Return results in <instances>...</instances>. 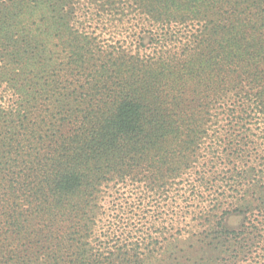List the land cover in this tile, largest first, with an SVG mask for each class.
<instances>
[{"label":"trees","instance_id":"obj_1","mask_svg":"<svg viewBox=\"0 0 264 264\" xmlns=\"http://www.w3.org/2000/svg\"><path fill=\"white\" fill-rule=\"evenodd\" d=\"M0 264H264V0H0Z\"/></svg>","mask_w":264,"mask_h":264},{"label":"rangeland","instance_id":"obj_2","mask_svg":"<svg viewBox=\"0 0 264 264\" xmlns=\"http://www.w3.org/2000/svg\"><path fill=\"white\" fill-rule=\"evenodd\" d=\"M125 197H127L126 194L124 195V199H125ZM111 199H112L111 197H109L108 195H106V199H105V201H104L105 204H106V203L110 204ZM124 199H123V200H124Z\"/></svg>","mask_w":264,"mask_h":264}]
</instances>
